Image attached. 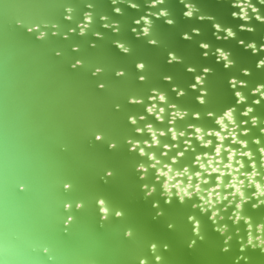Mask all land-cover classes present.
Wrapping results in <instances>:
<instances>
[{"label": "water", "instance_id": "1", "mask_svg": "<svg viewBox=\"0 0 264 264\" xmlns=\"http://www.w3.org/2000/svg\"><path fill=\"white\" fill-rule=\"evenodd\" d=\"M132 2L140 7L133 9ZM193 2L229 26L235 25L240 38H246L249 44L264 40V24L255 19L232 18L228 0ZM89 3L93 4L92 8L88 7ZM252 3L264 14L260 0ZM68 7L73 8L72 13L66 11ZM114 7H120L122 14L115 13ZM166 7L171 9L177 23L169 26L163 19L153 18L157 33L166 37L191 64L215 67V74L208 78L209 96L203 105L195 100L199 94L195 91L188 90L183 97L175 95L171 90L173 84L186 87L188 74L179 64L165 63L160 49L147 45L130 31V27L143 26L132 22L147 13L144 0H117L115 5L111 0H0V264H140L141 259L147 264H264L261 248L247 245L249 231L257 235L255 224L264 222V204L252 207L258 198L251 197L255 187L247 183L253 162L261 175L252 179L264 183V167H261L264 154L259 152L264 147V133L260 131L264 127V100L253 104L259 97L250 93L257 82H264V69L255 67V53L242 50L235 36L228 42L218 40L207 21L184 18L179 0H167ZM85 12L92 13V17L86 22L89 28L81 34L79 25L85 23ZM101 16H107L108 21L101 20ZM17 20L22 24H17ZM109 21L119 23L118 33L104 27ZM241 22L256 27L251 32L240 30ZM33 23L39 28L28 32ZM52 24L57 27L53 28ZM190 25L200 27L197 37L200 43L210 42L228 54H235L239 61L236 67L225 72L218 61L198 51V43L184 41L182 33L176 34ZM38 31H45L46 37L37 38ZM96 32L101 36L97 37ZM116 40L129 43L131 53H122L113 43ZM56 52L61 54L58 56ZM76 59L84 63L73 69L71 64ZM138 60L147 64L143 73L135 68ZM96 66L104 70L94 76L92 71ZM241 66L248 67L251 74L242 76ZM119 68L126 72L124 77L115 75ZM141 74L146 76L143 82L138 79ZM165 74L174 76L171 84L162 79ZM229 74L249 82V87L242 90L247 103L235 104L236 98L224 79ZM98 83H104L105 88H98ZM153 88L163 91L161 94L167 95L169 102L176 103L181 113L187 111L189 115L171 121L172 110L167 109V104L147 99ZM129 97H139L143 103H132ZM150 103H156L157 110L166 108L161 114L164 120H155L154 114L146 112ZM228 106H233L235 112L233 120L227 121V128L215 125L214 119L206 115L208 111L221 114ZM246 107L254 109L247 117L242 115ZM192 112L200 113L199 118L193 117ZM140 115L146 119L137 120L136 125L128 119ZM252 115L258 118L257 125L251 124ZM241 120L248 122L240 124ZM146 123L153 124L161 144L150 149L141 146L156 154L162 166L167 164L161 170L171 169L170 175L178 185L187 187L186 177H190L201 187L205 198L220 201L215 206L218 210L215 222L209 219L211 210L206 213L192 207L194 203H202L195 194L183 203L175 195L166 198L154 169L141 179L136 165L147 162L146 157L130 151L126 141L150 140L151 132H135L136 127ZM188 123L193 125L187 129ZM168 127L177 133L189 131L190 134L177 140H172L170 133L160 137L159 133L166 132ZM196 128L200 131L196 132ZM97 131L104 134L101 142L94 140ZM218 131L225 140L214 135ZM185 139L191 142L187 146L183 143ZM208 140L214 143L209 144ZM109 141H114L117 147L109 149ZM163 143L169 146L163 148ZM217 148L222 149L219 155ZM162 152L168 155L161 156ZM177 152L184 154H178L176 163L172 164ZM248 152L253 154L252 160L247 157ZM242 164L244 168H240ZM184 168L189 171L179 175ZM105 169H111L114 175L105 177ZM240 180H245V185ZM20 181L26 184V191L17 190ZM224 181L235 187H217ZM64 182L71 183L69 190L62 187ZM145 184L155 189L151 195L145 194L142 187ZM237 187L251 197L239 210L242 217L253 222L251 229L243 219L234 222L231 218L237 211L234 203L239 197L227 205L226 201L210 195L213 190L227 195ZM172 191L175 193V189ZM100 198L110 206L106 218H102L99 210ZM77 202L82 203L81 208L75 207ZM65 203L72 206L64 208ZM118 209L124 212L119 218L114 215ZM69 215L73 220L64 224ZM189 215L199 220L202 240L193 233ZM169 223L174 225L172 229L167 227ZM221 227L226 229L225 233L218 231ZM129 228L134 233L131 238L124 235ZM226 237L231 238L227 245ZM191 240H196V244L189 248ZM152 243L157 244L155 250L150 248ZM242 245H245L243 250ZM44 247L49 252L45 253ZM224 247L229 250L222 251ZM157 255L162 257L161 261L155 259Z\"/></svg>", "mask_w": 264, "mask_h": 264}, {"label": "snow or ice", "instance_id": "2", "mask_svg": "<svg viewBox=\"0 0 264 264\" xmlns=\"http://www.w3.org/2000/svg\"><path fill=\"white\" fill-rule=\"evenodd\" d=\"M112 4L115 5L117 3V0H111ZM180 5L183 8V11L181 15L186 18V19H197L200 22L207 21L213 28V35L216 37L218 40H223L225 42H228L230 38L235 36V42H238L242 50H250L249 52L255 53V56L257 57V60L255 61V67L257 69H264V40H259L256 41L255 44H249L248 40L246 38H240L239 30L235 28V25L229 26L228 23L225 21L221 20L219 17H217L214 13L212 12H205L203 11L197 3H194L193 0H179ZM145 7H147L148 11L147 13L140 15L138 18L133 20L134 25H143L142 28H137V27H130V31L137 37V38H142L146 42L147 45L152 46L153 48L160 49L163 53L165 63L167 64H179L183 67L184 73L188 74L189 79L186 81V87H182L179 84H173L171 90L175 93L177 97H183L187 95L188 90L195 91L199 93L198 95L195 96V100L198 101L200 104H205L207 102L206 98L209 96V83H208V78L211 75L215 74V67L213 65H208V66H202L201 64H191V62L186 61L183 57H181L180 53L176 51L174 47L171 46L170 43H168V40L166 37H161L155 27V19H163L164 23H166L169 26H175L177 21L175 19V16L171 9L166 7L167 0H144ZM228 3L231 6L232 11H230L229 15L232 18H242L243 21H252L255 19V21L264 24V14L261 13V10L254 7L252 0H243V6H241V0H228ZM261 4H264V0H260ZM89 8L93 7L92 3L88 4ZM131 7L133 9H138L140 5H138L135 2L131 3ZM155 9V11H153ZM68 13L73 12V8L68 7L66 10ZM113 11L117 14H122V9L120 7H114ZM147 16V19H146ZM92 13L90 12H85L84 13V21L85 23H81L79 25V31L81 34H84L86 29L89 28V23H86L91 20ZM69 19L71 18L70 16L68 17ZM101 20L108 21L107 16H101ZM17 24H22V21L17 20ZM43 23V22H42ZM53 28H56L57 25L52 24ZM105 28H110L113 32L118 33L120 30V25L116 21H109L104 24ZM253 27H256L253 25ZM253 27H247V25L243 22L239 24V29L240 30H246L248 32L253 31ZM39 28L38 24L33 23L31 26L27 28L28 32H32L33 30H36ZM70 31H72L70 29ZM201 29L197 25H190L187 27H183L180 29L179 32H177V35H180L182 33V39L184 41H194L199 44L198 51L202 53L204 57H212L214 58L215 61H218L219 64H221L222 69L227 72L231 68H235L237 63L239 62L235 54H228L226 51L221 50V47H216L215 45H211L210 42H203L200 43L199 39H197L198 34L200 33ZM55 35V33H53ZM95 35L97 37L101 36V33L96 32ZM46 37V32L45 31H38V36L37 38L39 39H44ZM114 45L124 54H130L132 51L131 46L129 43L126 41H120L116 40L113 41ZM95 45H93L94 47ZM76 50V48H74ZM60 52H56V55H60ZM83 61L81 59H76L74 63L71 64V67L73 69L77 68L78 66L83 65ZM135 68L139 70L141 73L145 71L147 68V64L143 60H138L135 63ZM103 68L100 66H96L93 71L92 75H98L103 72ZM240 73L242 76H249L250 69L246 66H241L240 67ZM115 75L117 77H124L126 75V72L124 69L119 68L116 69ZM139 81L143 82L146 79V76L141 74L138 76ZM162 79L165 82H169L170 84L174 80V76L170 74H165L162 76ZM226 80L227 85L229 86L230 90L233 92L235 96V104L239 105L242 103H247L246 100V95L243 93V89H247L249 87V82L245 79L240 78L239 76L229 74L224 77ZM97 87L100 89L105 88L104 83H98ZM151 95L147 97L149 101H156L158 100L159 102H163L167 104V109H171L169 115L171 117V121H176L177 117L184 118L189 113L185 111L184 113H181L180 108L176 103H171L168 100L167 95H163L161 93H164L163 91L157 90L156 88L151 89ZM250 93L254 96H258L259 99H255L252 101L253 104H260L262 100H264V82H257L255 86L250 88ZM130 102L140 104L143 103V100L139 97H129ZM119 105H117V108ZM225 109L227 111L223 110L221 114H215L213 111H208L206 115L208 117H211L214 119L215 125H222L223 128L229 127V124L227 121L233 120L234 117V112L235 108L233 106H228ZM254 109L252 107H246L242 113L243 116L247 117L249 116L250 113H253ZM146 112L149 114H154L155 120L162 118L164 120V117H161L162 113L166 112L165 107H159L157 110V104L156 103H150L146 106ZM191 115L195 118H199L200 113L198 112H192ZM133 119L129 120L133 125L137 124V120L144 121L146 117L144 115H140L139 117H134L131 116ZM219 117V119H217ZM129 119V117H128ZM170 119L167 120V124L171 122ZM235 122V128L237 129L238 125ZM248 121L246 120H241L239 123L240 124H246ZM251 124L252 125H257L258 124V118L255 115L251 116ZM193 124L188 123L187 124V129L190 128ZM223 130V129H221ZM151 132L152 134L150 135V140L149 139H144L142 141L139 140H133V139H128L126 142L129 145V150L130 151H138L139 155L141 157H146L147 162H140L136 165L137 171L141 173V179L144 178V175L150 170L154 169L156 176L155 179L161 183V187L163 189V194L165 197H171L175 195L178 197L179 201L183 203L186 198H191L194 194L199 197V200L202 202L200 204H193V208H199L201 212H209L210 210V215L209 219L215 220L218 217V210L216 209V204H218L220 201L219 200H214L212 198H205V195H202L203 190L199 185L196 183H193V180L190 177H186V183L187 187L184 186V184H179L173 180L172 176L170 175L171 169H168V171H163L161 170L163 168H167V164H164L162 166L161 159L157 158V155L154 154L152 151H146L144 146H147L149 149L152 148L153 146H157L161 144V140L157 138V133L153 131V124L152 123H146L143 127H136L135 132L136 133H143V132ZM196 132L200 131V128H196ZM244 133L247 134L248 129L245 128ZM260 131L264 133V127L260 128ZM166 133H170L171 139L172 140H177L178 137H185V135H189V131H182V132H174L167 128L166 132H160L159 135L160 137H164ZM193 135V133H191ZM211 135V134H209ZM216 136H220V132L214 133ZM105 139L104 134L100 131H97L94 133V140L97 142H101ZM221 140H225V137L220 136ZM257 144L260 143L259 140L255 141ZM184 145L187 146L191 142L188 139H185L183 141ZM209 144H213L214 142L212 140H208ZM238 143L237 141H233V144ZM168 143H163L162 147H168ZM107 147L109 149H115L117 147L116 143L114 141H109L107 144ZM172 147H176L175 144L172 145ZM221 148L216 149L217 155L220 154ZM259 152L261 154H264V147L259 148ZM184 154L183 152H177L175 156H173L172 159V164L176 163V157L177 155ZM242 155L245 153H241ZM161 156H167V152H162L160 153ZM247 157L252 160L253 159V154L251 152L246 153ZM262 159V155H261ZM201 168L204 167L203 164L200 165ZM219 167V166H217ZM230 167V165L226 166ZM245 165L242 164L240 165V168H244ZM261 167H264V163L261 164ZM189 170L187 168H184L182 172L179 173V175L184 176ZM213 171H216V169H213ZM251 176L247 179V183L249 186H254L255 191L251 193V197H256L257 203H253L252 207L255 208L257 207V204H264V199H260L261 197H264V183L256 182V180H253L252 178L258 177L261 175L259 171H257L256 164L253 162L251 164ZM243 173H241L242 175ZM114 175L113 171L111 169H105L104 170V176L105 177H112ZM196 175H200V173H196ZM161 178H163L161 180ZM216 179H219V176L216 177ZM169 181H172L169 183ZM239 183L241 185H245V180H240ZM204 185H207V181L204 182ZM62 187L65 190H69L71 188V183L70 182H64ZM217 187H235V185L229 186L227 184V181H224L223 185H218ZM143 189L145 190L146 195H151L155 189L153 187H149L147 184L143 185ZM173 189H175V193H173ZM17 190L18 191H26L27 186L23 181L18 182L17 184ZM211 196L219 197L220 200H224L227 202V205H232L234 202V198L239 197V200H236L234 203V208L237 210L233 213V216L231 217L234 222L240 221L243 219L246 224H248L249 229L253 227V222L248 218V217H242L240 214L242 204L247 202L251 197L246 196L245 192L240 191V188H236V191H230L228 192L227 195H222L219 192H215L213 190V193L210 194ZM229 197H232L233 199H229ZM97 203L100 206V212L102 214V218H106L107 214L110 211V206L108 205V202L100 198L97 200ZM72 205L69 203L64 204V208H69ZM154 207H158V205H153ZM76 208H81L82 203L77 202L75 204ZM157 215H162V212H157ZM114 215L116 217H122L124 215L123 210H115ZM187 219L192 223L193 228L192 231L193 233L198 236L201 240L203 237L200 235V222L199 220L192 216L189 215ZM73 220V217L69 215L65 220L64 224H68L70 221ZM169 229H172L174 227L173 224L169 223L167 225ZM219 232L225 233L226 229L224 227H221L218 229ZM255 232L258 233L257 235H253L251 231H249L248 236H247V245L252 246L253 248L259 246L262 249H264V222L256 223L255 224ZM125 237L131 238L134 233L132 229H126L124 232ZM230 237H226L224 243L227 245L228 240H230ZM196 244V240H191L188 243V247L192 248ZM168 245H164V248H167ZM245 245H242L241 248H243ZM150 248L152 250H155L157 248L156 243L150 244ZM45 253L49 252V249L47 247H44L42 249ZM229 249L227 247H224L222 251H228ZM157 261H161L162 257L157 255L155 257ZM237 259H240L239 257ZM145 264L147 262L145 261Z\"/></svg>", "mask_w": 264, "mask_h": 264}, {"label": "clouds", "instance_id": "3", "mask_svg": "<svg viewBox=\"0 0 264 264\" xmlns=\"http://www.w3.org/2000/svg\"><path fill=\"white\" fill-rule=\"evenodd\" d=\"M75 47V46H74ZM133 118L131 116H129V120H132ZM143 187V185H142ZM163 194V193H162ZM262 252H264V249L261 250ZM140 264H145V260L144 259H141L140 260Z\"/></svg>", "mask_w": 264, "mask_h": 264}]
</instances>
